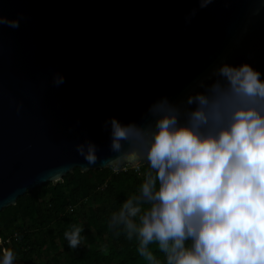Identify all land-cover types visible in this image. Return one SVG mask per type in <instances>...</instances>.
<instances>
[{
    "label": "water",
    "instance_id": "95a60500",
    "mask_svg": "<svg viewBox=\"0 0 264 264\" xmlns=\"http://www.w3.org/2000/svg\"><path fill=\"white\" fill-rule=\"evenodd\" d=\"M18 13V28L0 26V212L75 168H109L75 150L88 138L109 155L105 120H138L220 56L239 64L264 46V0H0Z\"/></svg>",
    "mask_w": 264,
    "mask_h": 264
},
{
    "label": "clouds",
    "instance_id": "9594fccd",
    "mask_svg": "<svg viewBox=\"0 0 264 264\" xmlns=\"http://www.w3.org/2000/svg\"><path fill=\"white\" fill-rule=\"evenodd\" d=\"M212 3L199 0V8ZM22 19L0 14V26L18 28ZM64 81L54 74L55 86ZM103 126L109 155L88 138L75 150L113 171L147 165L108 221L144 264H264V72L220 56L178 97L159 96L138 120L113 116ZM83 232L81 224L64 231L70 249L82 246ZM0 264H16L12 248L0 250Z\"/></svg>",
    "mask_w": 264,
    "mask_h": 264
},
{
    "label": "trees",
    "instance_id": "16d2710c",
    "mask_svg": "<svg viewBox=\"0 0 264 264\" xmlns=\"http://www.w3.org/2000/svg\"><path fill=\"white\" fill-rule=\"evenodd\" d=\"M259 69L264 72V61ZM146 167L144 164L139 171L120 169L116 172L111 167L86 172L75 168L61 181L47 182L25 193L15 205L0 212V237L3 240L0 250L12 248L16 253V264H31L33 254L40 246L68 248L64 231L72 224H81L86 248L73 251L66 260H61L62 252L57 253L55 264H144L135 251V242L123 235L116 236L109 229L108 221L111 212L138 190ZM62 190L67 194L58 201L54 196ZM49 194L52 196L50 203L44 204V198ZM84 199L97 203V207L87 211ZM9 235L11 240L7 242ZM105 246L107 254L102 251Z\"/></svg>",
    "mask_w": 264,
    "mask_h": 264
},
{
    "label": "rangeland",
    "instance_id": "374dc122",
    "mask_svg": "<svg viewBox=\"0 0 264 264\" xmlns=\"http://www.w3.org/2000/svg\"><path fill=\"white\" fill-rule=\"evenodd\" d=\"M112 169V168H111ZM113 170V169H112ZM120 170V169H119ZM118 171V170H116ZM114 171V172H116ZM66 192L65 190H62L61 193H56L54 197H58V201H62L63 197L66 196ZM51 194L47 195L44 198V204H49L50 200H51ZM83 204L85 206V209L88 211L91 207L96 208L97 207V203L93 202V201H89L87 199L83 200ZM37 232V231H35ZM91 233H93L91 231ZM48 235L45 234V237H47ZM36 237H38V235H36ZM7 242H9L11 240L10 235L8 236V238L6 239ZM30 246L27 247V249H29ZM85 249V242H83L82 246H79L77 249ZM77 249H70L69 246L68 248L64 247V246H51V245H44V246H40L37 249V253L33 254V260L31 264H55V255L59 252H62L63 255L61 256V260H66L68 258V256L71 255V253Z\"/></svg>",
    "mask_w": 264,
    "mask_h": 264
},
{
    "label": "flooded vegetation",
    "instance_id": "af4514ba",
    "mask_svg": "<svg viewBox=\"0 0 264 264\" xmlns=\"http://www.w3.org/2000/svg\"><path fill=\"white\" fill-rule=\"evenodd\" d=\"M247 61L252 63L254 67H257V68L262 67V63L264 61V46L260 48L258 54L255 56L253 60H247Z\"/></svg>",
    "mask_w": 264,
    "mask_h": 264
},
{
    "label": "built area",
    "instance_id": "2783aa9c",
    "mask_svg": "<svg viewBox=\"0 0 264 264\" xmlns=\"http://www.w3.org/2000/svg\"><path fill=\"white\" fill-rule=\"evenodd\" d=\"M140 168H141V167H140ZM140 168H139V169H134V168H132V167H127L126 170H125V168H121V170H123V171H127V170H130V169H133V170L139 171ZM2 245H3V240H2V238L0 237V246H2ZM3 249H5V248L3 247Z\"/></svg>",
    "mask_w": 264,
    "mask_h": 264
}]
</instances>
